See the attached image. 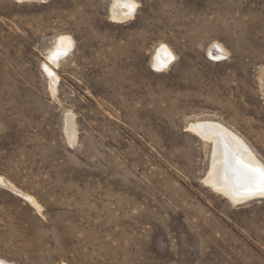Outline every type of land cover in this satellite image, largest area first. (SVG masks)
Here are the masks:
<instances>
[{"label":"rangeland","instance_id":"374dc122","mask_svg":"<svg viewBox=\"0 0 264 264\" xmlns=\"http://www.w3.org/2000/svg\"><path fill=\"white\" fill-rule=\"evenodd\" d=\"M130 1L0 0V260L264 264V196L205 183L190 129L218 122L264 165V0Z\"/></svg>","mask_w":264,"mask_h":264},{"label":"bare ground","instance_id":"6f19581e","mask_svg":"<svg viewBox=\"0 0 264 264\" xmlns=\"http://www.w3.org/2000/svg\"><path fill=\"white\" fill-rule=\"evenodd\" d=\"M134 6L130 0H115L113 16L129 17L133 14ZM72 44V39L60 36L48 55L49 61L56 64L60 58L69 53ZM154 58L153 65L157 68H165L172 61L173 54L166 46H162ZM44 69L47 74L52 75L50 67L44 66ZM190 129L205 141L211 142V164L205 183L229 198L232 203L264 196V165L245 141L218 122L200 121L191 124ZM1 182L4 183L2 178H0ZM0 264L10 263L0 260Z\"/></svg>","mask_w":264,"mask_h":264}]
</instances>
